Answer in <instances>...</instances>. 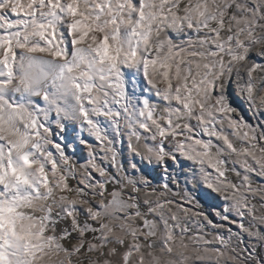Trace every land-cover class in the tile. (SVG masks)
Returning a JSON list of instances; mask_svg holds the SVG:
<instances>
[{
  "label": "snow or ice",
  "instance_id": "6c2138e0",
  "mask_svg": "<svg viewBox=\"0 0 264 264\" xmlns=\"http://www.w3.org/2000/svg\"><path fill=\"white\" fill-rule=\"evenodd\" d=\"M0 264H264V0H0Z\"/></svg>",
  "mask_w": 264,
  "mask_h": 264
}]
</instances>
